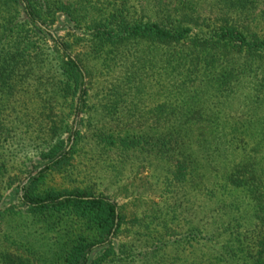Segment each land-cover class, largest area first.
I'll use <instances>...</instances> for the list:
<instances>
[{
    "label": "trees",
    "instance_id": "trees-1",
    "mask_svg": "<svg viewBox=\"0 0 264 264\" xmlns=\"http://www.w3.org/2000/svg\"><path fill=\"white\" fill-rule=\"evenodd\" d=\"M221 1L223 14L206 18L193 4L158 0L166 13L153 21L130 0H0V238L8 244L0 264H264V0ZM85 58L108 69L127 63L94 107ZM31 78L41 83L36 137L4 119ZM152 89L163 100L123 113ZM240 95L253 102L251 115L231 111ZM58 98L67 101L66 124L52 120ZM99 117L108 123L90 131ZM36 139L40 171L7 177L6 146ZM83 141L94 144L97 166L103 160L121 176L132 156L153 168L159 201L138 195L120 205L91 184L49 185ZM6 214L62 233L40 249L31 235L11 243Z\"/></svg>",
    "mask_w": 264,
    "mask_h": 264
},
{
    "label": "rangeland",
    "instance_id": "rangeland-1",
    "mask_svg": "<svg viewBox=\"0 0 264 264\" xmlns=\"http://www.w3.org/2000/svg\"><path fill=\"white\" fill-rule=\"evenodd\" d=\"M65 4H74L77 0H59ZM158 0H130V4L135 8V12L139 17H145L153 21L159 20L160 17L165 15V11H161L157 4ZM168 4H173V6H179V1L182 3H190L189 5H194L197 9V13L206 18L219 17L221 11H225L223 8V3L221 0H167ZM221 1V3H220ZM132 7V8H133ZM191 13V12H190ZM223 14V13H222ZM57 29H59L60 34L64 35L65 31L69 28V25L65 22L63 18H60L56 22ZM65 30V31H64ZM151 53L153 61H160V56L162 54L161 50H155ZM50 49L47 51L50 55ZM86 59V58H85ZM83 60V66L89 72L88 83L91 84V93L92 100L91 106H96V101L98 96L106 91L110 82L117 78L118 74L126 70L127 63L121 64L117 68L112 65L111 68H104L102 63L95 59H86ZM56 61L54 66H56ZM112 83V82H111ZM40 81L31 78L27 81L25 88L27 93L23 98L12 103L11 107L6 111L5 126L12 130H15L19 134L26 135L28 129L32 133H36L39 130V125L42 120L39 103L40 101L36 100V86L40 85ZM45 85L49 83L45 82ZM250 91L245 90V94H249ZM247 95H240L237 98L233 105L231 106V111L234 112L236 109H241V112L245 115H251L253 108L252 103L249 104L244 100ZM128 99L129 101L133 98L129 95H125L123 100ZM163 100L162 97L157 96L156 89H152L146 92V95L142 100L135 99L134 105L129 106L125 105L126 109L123 111L124 114H138L145 113L146 111L152 108L153 103H157ZM52 104L56 108V112L52 116V120L60 123L63 120V123L66 124L68 121L67 117V101L65 99L58 98L57 100L52 101ZM128 106V107H127ZM143 110V111H142ZM64 111V112H63ZM239 112V111H238ZM121 113V114H123ZM102 120L99 117V120L93 118L90 122L92 127L90 131L100 130V122ZM108 123V121H102ZM132 122H135L132 120ZM72 123V121H71ZM70 124V120H69ZM65 126V125H64ZM142 127V126H140ZM134 123L133 128H140ZM68 134L63 133L62 138L66 139ZM20 141V139H19ZM41 140H39L40 142ZM38 139L35 141L25 140V144L20 146H6L4 149L3 161L7 163L10 167V171L7 174L9 176H18L19 178L24 179L29 170H33L35 166H39V153L40 148ZM21 143V141H20ZM100 155L97 153V150L94 144L90 141H83L82 145L79 148L78 153L74 156L71 164L63 169L61 172H56L50 175L48 179V184L58 188H73L80 186L85 188L89 184L94 185V188L98 193L103 192L109 194L113 200L118 202L120 205L134 200L139 195L145 200H155L159 201V193L161 188L156 185V177L151 181V170L153 168L149 167L147 164L139 166V162H134L135 157L132 156L129 165L126 169H123L122 176L117 172H112L105 167V162L102 160L101 167L97 166L96 163L100 159ZM108 163V162H107ZM41 167L33 170L32 173L40 170ZM150 184H154L155 187L150 189ZM2 190V189H0ZM10 192L5 191L3 194H9ZM4 206L0 205V208ZM133 210V209H130ZM223 218L227 219L226 216ZM6 225L5 229L7 230V235L9 242H14L13 235L16 240L23 239L24 237L35 236L40 240V244H36V248L40 249L43 243L54 241L59 234L55 231L46 233L40 227L41 223L35 224L33 219L27 215H18V214H6ZM65 220V219H63ZM58 217L48 218V222H58ZM198 224V219L196 223ZM208 228V226H207ZM0 248H8V244L3 241L4 239L0 238ZM25 240H20L18 245L22 249V252L19 254L26 257L24 249ZM16 247V246H15ZM13 250V249H11ZM19 252V251H18ZM31 258V257H28Z\"/></svg>",
    "mask_w": 264,
    "mask_h": 264
},
{
    "label": "water",
    "instance_id": "water-1",
    "mask_svg": "<svg viewBox=\"0 0 264 264\" xmlns=\"http://www.w3.org/2000/svg\"><path fill=\"white\" fill-rule=\"evenodd\" d=\"M38 171H40V170H38ZM36 172H37V171H36ZM36 172H35V173H36ZM35 173H33V175H35ZM26 182H27V180H26ZM26 182H25V183H26Z\"/></svg>",
    "mask_w": 264,
    "mask_h": 264
}]
</instances>
